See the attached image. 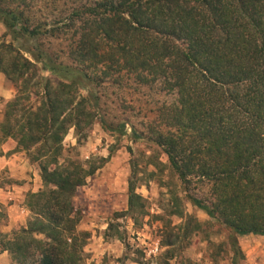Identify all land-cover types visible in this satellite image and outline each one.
<instances>
[{
    "label": "trees",
    "instance_id": "16d2710c",
    "mask_svg": "<svg viewBox=\"0 0 264 264\" xmlns=\"http://www.w3.org/2000/svg\"><path fill=\"white\" fill-rule=\"evenodd\" d=\"M14 1L0 0V22L11 37H68L69 63L40 45L27 49L33 62L1 44L0 71L17 93L4 106L0 145L16 142L14 151L38 165L42 188L26 195V226L0 232V252L11 264H84L89 233L77 227L72 198L106 158L88 165L62 158V142L70 128L81 136L99 116L98 98L80 92L84 83L131 75L175 93L146 132L132 129L133 139L158 146L191 203L228 229L230 264H237L238 238L264 235V0H70L55 5L50 20L31 23ZM37 63L56 81L32 82ZM192 182L208 185L207 199L188 192ZM143 206L130 180L126 212ZM179 214L188 221L186 238L197 224ZM176 236L167 235L163 246Z\"/></svg>",
    "mask_w": 264,
    "mask_h": 264
},
{
    "label": "rangeland",
    "instance_id": "374dc122",
    "mask_svg": "<svg viewBox=\"0 0 264 264\" xmlns=\"http://www.w3.org/2000/svg\"><path fill=\"white\" fill-rule=\"evenodd\" d=\"M69 1L15 0L14 4L26 9L31 23L50 20L55 5L63 7ZM1 44H12L33 62L27 49L32 51L40 45L58 53L69 63L65 50L68 37L57 40L44 35L38 41L25 37L13 39L0 22V47ZM37 79L55 82L57 78L37 63L32 82ZM16 85L0 71V122L5 103L17 93ZM82 86V94L86 95L90 90L98 98L100 113L81 136L75 135L73 128L68 130L62 142V158L77 159L84 165L106 158L103 165L87 177L86 183L77 188L72 198L79 215L77 227L89 233L82 251L84 264H230L233 253L228 229L191 203L158 146L145 139L135 140L132 136L133 128L137 132H146L149 124L155 121L159 107L173 102L175 93L162 90L158 83L138 84L131 75ZM100 118L118 129H105ZM122 123H125L124 134L120 133ZM37 168L40 176L38 165ZM130 180L144 206L126 212ZM188 192L202 199L209 196L208 185L202 182L189 184ZM25 208L29 210L27 206ZM179 212L190 215L191 223L197 224L186 238L184 232L189 226L188 221ZM2 216L0 212V221ZM12 231L6 234L10 235ZM169 234L170 240L177 234L175 244L163 246L162 242ZM248 235L238 238L243 256L237 264H264V237ZM155 245L157 252L148 255V250ZM165 250H169L166 255Z\"/></svg>",
    "mask_w": 264,
    "mask_h": 264
},
{
    "label": "crops",
    "instance_id": "0c3cea01",
    "mask_svg": "<svg viewBox=\"0 0 264 264\" xmlns=\"http://www.w3.org/2000/svg\"><path fill=\"white\" fill-rule=\"evenodd\" d=\"M15 147L16 142L11 138L0 145V212L3 213L0 231L3 233L26 225L30 218V211L25 208L26 195L38 191L42 185L37 165L24 152L14 151ZM11 262L7 251L0 252V264Z\"/></svg>",
    "mask_w": 264,
    "mask_h": 264
},
{
    "label": "built area",
    "instance_id": "2783aa9c",
    "mask_svg": "<svg viewBox=\"0 0 264 264\" xmlns=\"http://www.w3.org/2000/svg\"><path fill=\"white\" fill-rule=\"evenodd\" d=\"M157 250H158V246L157 245L153 246L151 249L148 250V255L151 254L154 255L157 252Z\"/></svg>",
    "mask_w": 264,
    "mask_h": 264
}]
</instances>
